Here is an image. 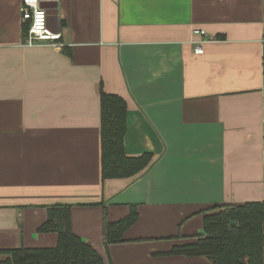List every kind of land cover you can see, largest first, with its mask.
<instances>
[{"label": "crops", "instance_id": "0c3cea01", "mask_svg": "<svg viewBox=\"0 0 264 264\" xmlns=\"http://www.w3.org/2000/svg\"><path fill=\"white\" fill-rule=\"evenodd\" d=\"M42 1L59 46H25L21 0H0V249L54 247L37 229L65 204L104 264H211L166 252L264 201V0ZM100 83L127 104L126 155H153L135 177L102 180Z\"/></svg>", "mask_w": 264, "mask_h": 264}, {"label": "trees", "instance_id": "16d2710c", "mask_svg": "<svg viewBox=\"0 0 264 264\" xmlns=\"http://www.w3.org/2000/svg\"><path fill=\"white\" fill-rule=\"evenodd\" d=\"M99 96L102 180L135 177L151 165L153 155H126L123 139L127 104L121 96L106 92L102 83ZM46 209L47 218L37 231L55 232L56 245L51 248H1L0 254L6 258L0 264H104L98 253L73 233L70 205L53 204ZM136 219L137 212L132 207L126 217L105 222V243L122 242L124 232ZM203 230V235L173 245L166 254L203 256L211 264H264V201L221 206L204 216Z\"/></svg>", "mask_w": 264, "mask_h": 264}, {"label": "built area", "instance_id": "2783aa9c", "mask_svg": "<svg viewBox=\"0 0 264 264\" xmlns=\"http://www.w3.org/2000/svg\"><path fill=\"white\" fill-rule=\"evenodd\" d=\"M42 0H21L20 18L25 26L23 44L25 46L47 45L59 46L61 34L53 32L48 27V14L46 8L41 6ZM193 35L203 37L196 41L195 54H202V42L212 39L203 29L195 28ZM208 37V38H207Z\"/></svg>", "mask_w": 264, "mask_h": 264}, {"label": "water", "instance_id": "95a60500", "mask_svg": "<svg viewBox=\"0 0 264 264\" xmlns=\"http://www.w3.org/2000/svg\"><path fill=\"white\" fill-rule=\"evenodd\" d=\"M55 5H56L55 3L53 4L50 1H42L41 2V6L44 7V8H46V10H47L48 17H54V18H56L57 12L55 10Z\"/></svg>", "mask_w": 264, "mask_h": 264}]
</instances>
